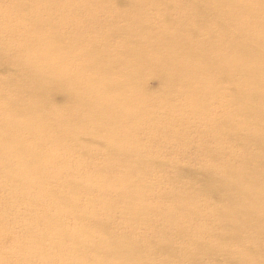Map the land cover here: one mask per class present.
Segmentation results:
<instances>
[{
  "label": "bare ground",
  "instance_id": "1",
  "mask_svg": "<svg viewBox=\"0 0 264 264\" xmlns=\"http://www.w3.org/2000/svg\"><path fill=\"white\" fill-rule=\"evenodd\" d=\"M123 1L0 0V264H264V0Z\"/></svg>",
  "mask_w": 264,
  "mask_h": 264
},
{
  "label": "rangeland",
  "instance_id": "2",
  "mask_svg": "<svg viewBox=\"0 0 264 264\" xmlns=\"http://www.w3.org/2000/svg\"><path fill=\"white\" fill-rule=\"evenodd\" d=\"M90 1H94V0H90ZM119 3H120L119 5L121 6L124 4V1L119 0ZM171 10H179L180 11V14H176V16L179 19H183V17L189 16V14H190V7L189 6H186L183 8L173 7L169 11H171ZM65 17H66V13H63V14L59 15L57 20H63V18H65ZM251 26L256 28L255 25H251ZM258 33L264 35V31H261L260 29L258 30ZM5 52L8 53V51H5ZM158 86H159V80L157 78H155V77L149 78L148 77L146 79L145 88L149 92L155 91L158 88ZM53 102H55L59 105L62 104L64 102V95L62 93H57L54 96ZM224 112H227V110L224 109V111L222 110V111L218 112L217 116L220 117L221 115H223ZM182 133L185 135H188L190 132L187 130V131H183ZM146 145L148 147H151V149H154L152 151V155H151L153 163H156V162L161 161V160H163V162H165L163 168H160V169L153 168V170L151 171V173L149 175V179H155L154 181L164 179L167 176L177 177V175L180 174V171H179V169H180L181 171H185L186 175L180 179L177 186L179 187V186L186 185L191 181V178L189 177V174L187 173L188 169H190L191 171H194V172L198 171V167H199L198 163L204 162V160H205L203 157H200L193 148L190 149L189 151H187V153H176L175 159L172 160L173 157L171 156L172 155L171 153L173 151L171 148H166L165 146L163 148H161L163 145L158 143V142L155 143L154 145H153V143L147 142ZM156 148H158L157 150L161 151V154H158L159 152L155 150ZM159 148H161V149H159ZM249 150H245L242 152H248ZM98 157H102V156H98ZM73 158H76V155L75 156L73 155ZM87 161L91 162L92 159H88ZM95 161L100 162L101 159L97 158L94 160V162ZM137 165H139V166L144 165V161L139 160ZM4 183H5V187H3V189H4V191H6V193L0 192V201L4 195L5 196L8 195V192L13 190L14 184L11 181H4ZM171 189H172V186L167 185V184H163L160 187H157V189L154 190L153 194L163 195V194L168 193ZM3 193H5V194H3ZM24 212L25 211L21 210V213L17 216L18 220H23V219L29 220V219H27V217H25ZM34 218H36L35 214H31L30 219L34 220ZM124 218H125V216H123L121 213H116V215L114 217L115 229H116L117 233L129 232L130 230H132V236H134L136 238L139 237L142 240V242H145L147 235L150 233V230H151V232L155 231V229H153V228H151L150 230L149 229L145 230V229H139V228L135 229V227H133V228L128 227V226L124 225ZM32 220L25 221V222H31ZM20 222L21 221H18L17 223H20ZM67 223L70 227L74 226L72 221L69 219H67ZM205 235L206 236L203 239V241L205 240L206 242H204V244L208 245L207 243L209 242L211 236H208L207 234H205ZM2 240L3 239L0 236V242ZM198 243H199V241L194 245H200ZM66 246H68V243H66ZM173 246L177 247L179 251H183L187 248L188 245L185 242H182V241L180 242L176 239L175 242L173 243ZM197 247L198 246H196L194 249L196 250ZM189 249H192V248H189ZM207 250L216 252V250L210 249V248H208ZM199 253L201 254V256H202L201 258L203 260H197V262H198L197 264H200V263L225 264V257L222 255L219 256V258L214 259V258H210L207 255V253H205V252H199ZM5 255H6L5 252L2 253L0 251V261L3 260ZM237 255L238 254L233 255V258H236ZM20 256L23 258H26L27 255L21 252ZM158 257L159 258H156V260L158 259V261H160V260L166 258L167 254L159 253ZM249 258H259V254L251 255V256H249Z\"/></svg>",
  "mask_w": 264,
  "mask_h": 264
}]
</instances>
